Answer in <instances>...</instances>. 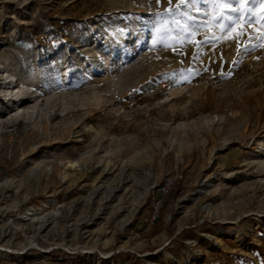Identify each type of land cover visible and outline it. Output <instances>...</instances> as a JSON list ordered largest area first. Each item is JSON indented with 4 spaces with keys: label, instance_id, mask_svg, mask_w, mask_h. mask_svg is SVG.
<instances>
[{
    "label": "rangeland",
    "instance_id": "374dc122",
    "mask_svg": "<svg viewBox=\"0 0 264 264\" xmlns=\"http://www.w3.org/2000/svg\"><path fill=\"white\" fill-rule=\"evenodd\" d=\"M178 4L0 0V264H264V0Z\"/></svg>",
    "mask_w": 264,
    "mask_h": 264
},
{
    "label": "bare ground",
    "instance_id": "6f19581e",
    "mask_svg": "<svg viewBox=\"0 0 264 264\" xmlns=\"http://www.w3.org/2000/svg\"><path fill=\"white\" fill-rule=\"evenodd\" d=\"M165 19L167 20L168 18H165ZM125 20L127 22L124 25L123 32L115 31V34L117 36L114 38V41L111 43V49L109 52V56L105 57L106 75L108 77L110 76L111 79H114V77L112 75L113 73L117 74V72H119L120 65L125 62L126 58H128L127 55H130L133 52V50L141 44L140 42L145 39V34L147 32L150 33V37H151V39H153L159 31L158 30V24H156L153 21L146 19V18L142 19L139 14L132 15V17H130V18L129 17L125 18ZM125 32H128V34H129L128 36L131 37V39H132V43H133L132 48L133 49L127 48L128 46H126V44L129 43V40H127L128 36H125V34H126ZM140 46H142V45H140ZM117 49L120 50V57H116ZM111 81H113V80H111ZM28 88H32V90H33L32 93L39 94L37 97H43L44 96L42 91L41 90L39 91L38 88H35L32 83H30L28 85ZM17 96H16V98H17ZM77 179H79V177ZM29 222H31V221H29Z\"/></svg>",
    "mask_w": 264,
    "mask_h": 264
},
{
    "label": "snow or ice",
    "instance_id": "6c2138e0",
    "mask_svg": "<svg viewBox=\"0 0 264 264\" xmlns=\"http://www.w3.org/2000/svg\"><path fill=\"white\" fill-rule=\"evenodd\" d=\"M157 2H159V0H157ZM171 2H172V0H169V4H171ZM218 2H220V0H180V4L177 5V8H179L180 5H184L185 8H188V9H197L199 4H212L214 7L215 4ZM225 2L231 3L232 0H225ZM237 2H238V0H237ZM254 2H255V0H254ZM169 12H172L171 8H169ZM179 14L185 16L186 20L193 21L192 25H185V26L181 27V31L190 36L192 33H190L188 30H189V28L194 27V25L196 23L195 18L193 16H191L190 14H187V13L182 12ZM204 14L208 15L207 12H205ZM236 19H238V17H233L228 13H224L221 15V17L217 18L216 21H211V23L213 24L214 27H219L221 22L232 21L234 23ZM248 22H253L251 13H249V15H248ZM173 23L178 24V21L173 19ZM228 27H229V24L225 23L224 29L226 30Z\"/></svg>",
    "mask_w": 264,
    "mask_h": 264
}]
</instances>
